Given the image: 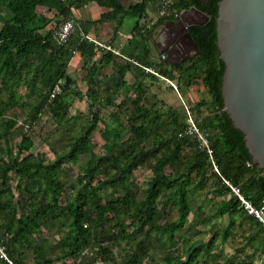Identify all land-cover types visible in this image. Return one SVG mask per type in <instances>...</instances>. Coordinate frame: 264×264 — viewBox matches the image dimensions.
<instances>
[{"label":"trees","instance_id":"obj_1","mask_svg":"<svg viewBox=\"0 0 264 264\" xmlns=\"http://www.w3.org/2000/svg\"><path fill=\"white\" fill-rule=\"evenodd\" d=\"M47 1L57 6L60 24L69 18L75 20L72 9L81 7L91 0ZM94 1L109 9L91 22L116 20L114 34L125 16L135 19L133 33L127 45L123 46L119 53L99 47L86 34L74 39L68 37L66 42L59 44L53 37L59 24L53 30L45 32L24 25L25 9L34 0H15L9 3L13 16L5 20L0 28V136L2 137H6L16 124L15 118H2L8 109L14 107H20L25 111V122L28 125L37 122L44 110H48L58 121H63L70 106L65 94L73 82V78L66 71L69 60L75 52L86 61L91 60L85 75L87 83L85 95L89 99L90 116L80 131L69 141L68 146L63 151L55 153L53 160L44 162L41 157L32 153L23 154L24 150L32 146L33 139L26 132H22L20 140L16 143L18 153L16 155L10 153L8 158H1L0 212L6 214V222L0 223V229L3 228L0 234L8 258L15 264H24L21 253L32 245L31 237L34 231L40 225L64 216L69 219L70 225V238L62 244L64 255L73 256L75 264H90L82 256L85 248L94 240L99 243V248L95 251L101 253L104 259L115 261L111 248L101 241L131 237L134 230H141L148 225L144 233H141L142 236L135 241L132 250L128 251L119 263L141 264L142 257L149 253L152 246L151 231L161 226L156 222L158 199L165 195L167 200L177 207L178 217L162 224L171 237L173 231L183 225L191 210L190 195L194 191L192 187H196L193 184L195 178H198L196 180L198 185L202 186L209 179V175L215 179L218 193L231 192L229 198H221L218 201L216 213L232 214L238 211L249 218L255 227L249 235V243L254 250L264 247V225L256 216L240 206V199L225 183V180H228L238 186L242 194L255 206H259L264 200L263 169L253 161L245 144L243 132L234 126L224 109L221 85L225 63L219 56L214 17L217 14L219 0L173 2L178 10L194 6L213 15L203 23L188 26L199 54L177 65H170L167 62L165 65L153 64L149 47L147 45L140 47V39L146 40L153 26L144 27L139 21L145 15L148 3L154 0H136L128 5L121 0ZM163 19L167 18L160 16L158 21ZM98 51H100L99 55H97ZM109 62L114 63L116 67L114 82L105 86L106 92L100 95L94 85H99L101 80H97L96 77L103 65ZM133 63L155 66L157 71L169 78H175L173 70H179L180 76L184 74L187 77V83H191L193 76L200 74L201 82L210 95L212 112L195 119L198 126L207 133L218 170L212 167L208 154L197 148L194 138L178 135V131L185 125L184 122L173 118V123L169 124L170 134L164 135L163 132L156 131L154 136L150 135L149 119H152L155 125L160 124L164 111L149 103L146 94L148 88L140 74H134L135 80L131 84L124 78ZM146 75L155 77L148 73ZM21 86L26 88V92L32 97L31 100L16 97ZM120 87L129 88L134 93L129 100L121 99L118 102V107L124 106L127 111L130 128L124 136L125 126L120 121H116V124L106 123L101 130L104 151L98 154L93 150L91 141L92 133L101 119L97 105L111 104L115 96L114 89ZM204 103L203 99L196 102V110H199ZM111 115L119 119V114L116 112H111ZM187 148L191 149V153L184 157L182 168H175L177 163L182 161ZM82 153L90 154L83 167L84 174L79 176L82 182L76 189L74 198L62 202L60 195L65 190V185L57 177L58 172L64 161H73ZM141 165L150 168L152 175L143 192L139 194L136 187L131 186L134 184L131 174ZM166 166L171 168L170 171L166 172ZM11 172L16 173L19 178H24L26 183L28 180H35L38 176H43L46 180L44 186H39L40 192L30 184L20 186L27 191L30 205L24 210L26 204H22V201L17 199V203H21L23 207L19 214H16V198L10 200L5 196L12 194L8 184ZM125 216L130 217V222H124ZM129 223L135 228L131 232L128 230ZM229 233V228L226 227L222 238L226 239ZM216 237L217 235L213 233L208 239L206 254H210ZM37 248L38 254L44 257V248L41 246ZM240 249L242 250L243 247ZM44 263L53 264L49 257L44 259ZM0 264L10 263L5 258H0ZM161 264L210 263L204 253L199 255V248L192 247L186 258L170 254L164 257ZM217 264L248 263L232 254ZM261 264H264V260Z\"/></svg>","mask_w":264,"mask_h":264},{"label":"rangeland","instance_id":"obj_2","mask_svg":"<svg viewBox=\"0 0 264 264\" xmlns=\"http://www.w3.org/2000/svg\"><path fill=\"white\" fill-rule=\"evenodd\" d=\"M7 1L9 4L15 0ZM134 1L136 0H122L125 5ZM174 1L176 0L150 1L147 5L145 15H143L139 21L144 27L153 26L150 36L146 40L140 39L141 48L144 45L149 47L153 64L159 63V55L161 56L162 54V47L160 44L163 38L162 30L170 29L165 25L164 19L158 21L161 16L160 11L164 10L165 14L168 16L170 10L175 7L173 5ZM164 5L166 8H162ZM57 12L58 8L53 2L47 0H34V2L25 9L23 24L35 27L43 32L53 30L61 21ZM11 15L13 16V13ZM106 31L108 32L101 36V43L96 42V44L105 49L111 46V48L115 50L119 47L122 39L126 40L128 36L131 37L133 33L132 31L128 36L117 35L116 37L112 35L113 30L111 27L107 28ZM86 32L87 30L84 29L81 24L76 23L69 38L74 39L78 36H83ZM110 39L113 40L111 41ZM114 39H116L117 42H114ZM99 53L100 51L97 52V55H99ZM186 60L189 59H185L184 61ZM184 61H181L180 64ZM90 63L91 60L86 61L77 52H75L69 60L66 71L73 78V82L65 94V97L70 101V106L63 121H58L48 110L42 111L38 121L31 125L25 122L26 113L20 107L8 109L4 113L2 118H15L16 124L10 129V133L6 137L0 136V161L1 158H8L10 153L13 155L18 153L16 143L20 140L22 132H26L33 139L32 146L28 150H24L23 154L32 153L35 156L41 157L44 162L53 160L55 153L63 151L68 146L69 141L80 131L81 127L90 116L89 99L85 95L87 89L85 79L86 68ZM146 67L141 64L133 63L131 70L127 71L124 78L131 84L135 80L134 74H140L148 88L146 94L149 103L164 111L163 120L160 124L155 125L154 121L149 119L148 129L150 130L151 136H154L156 131L163 132L164 135L170 134L171 127L169 124L173 123V118H176L179 122L185 123L187 109L195 123V118H200V116L212 112L210 95L201 82L200 74L199 76H193L191 83H187V77L184 74L180 76L179 70H173L175 78L167 77L169 79L167 80L164 78L166 76L160 73V71H157L155 66ZM115 68L114 63H106L97 75L96 78L97 80H101V83L94 86L96 90L99 91L100 95L106 92L105 86L113 84L116 73ZM147 73L155 77L146 75ZM177 76H180V78H177ZM171 82L174 85H172ZM114 92L115 96L111 104L100 103L97 105V110L101 115V119L98 121L92 133L91 141L93 150L98 154H102L104 151V139L101 137V130L106 123L116 124V121H120L125 126L123 130L124 136L127 135L130 128V123L127 121V111L124 109V106L118 107V102L121 99L129 100L130 96H134L133 90L120 87L119 89H114ZM16 97L19 99H32L26 92L24 86L18 89ZM201 99H203L205 103L200 106L199 110H196L195 104ZM111 112L119 114V119L117 120L114 118ZM190 153L191 149L187 148L182 157V161H177L178 163L176 162L177 165L175 168H182L184 157L188 156ZM89 157V153H82L79 154L75 160H66L62 163L61 169L57 175L65 185V190L60 195L62 202L74 198L76 189L82 182L79 176L84 174L83 167ZM170 169L169 166L165 167L166 172L170 171ZM151 175L152 170L147 166L141 165L135 168L131 174V179L134 183L131 184V186L134 188L136 187V191L141 194L147 186V181ZM53 176V173H51V177ZM196 180H198V178H195L193 182L196 187H192L194 191L190 195L191 210L188 217L181 227L173 231L171 237L168 232L164 230L162 224L166 221L175 220L178 217L177 207L167 200L165 195H162L158 199V216L156 222L161 224V226L151 231L152 246L149 253L142 257L141 264H161L164 261V257L170 254L180 255L182 258H186L192 247L199 248V255L204 253L209 259L210 264H217V262L224 260L232 254L236 255L238 259L241 258L248 264H261L264 260V247H259L254 250L249 243V235L255 230L249 218L241 215L238 211L232 214L229 212H225L224 214L216 213L218 201L221 198H229L231 192L225 191L218 193L216 191L215 179L210 175L209 179L206 180L202 186H199ZM45 182L46 180L43 176H38L35 180H28L26 183L24 178H19L16 173L11 172L8 184L12 189V194H7L5 196L10 200H15L16 198V214H19L23 210L22 204H26L24 210H27L30 205L27 191L24 188H20V186L23 184H30L34 189L40 192L41 189L39 186H44ZM1 198H4V196H1ZM17 199H20L22 204H18ZM5 216L6 214L4 212H0V223L4 224L6 222ZM124 222H130V217L125 216ZM128 225V230L130 232L135 229L134 225L130 223ZM147 226L148 225H145L141 230H134L131 237H119L115 240L101 241L102 244L111 248L115 261L104 259L101 253L95 251L96 248H99L97 240H94L90 246L85 248L82 258L87 260L90 264H119L126 253L132 250L135 241L142 236L141 233H144ZM226 227L229 228L230 233L226 239H223L222 234ZM111 229L113 228L111 227ZM2 231L3 228L0 229V232ZM213 233L216 234L217 237L214 240L210 254H206L207 241ZM31 238L32 245L21 253V260L24 264H45L44 259L48 257L52 260L53 264H75V258L73 256L64 255L65 252L62 245L66 239L70 238V225L67 217L62 216L59 219L49 221L47 224L40 225L34 231ZM0 246L5 250L1 234ZM37 246L44 248V257L38 254L39 249ZM242 247L243 249L241 250L240 248Z\"/></svg>","mask_w":264,"mask_h":264},{"label":"water","instance_id":"obj_3","mask_svg":"<svg viewBox=\"0 0 264 264\" xmlns=\"http://www.w3.org/2000/svg\"><path fill=\"white\" fill-rule=\"evenodd\" d=\"M212 17L192 6L167 22H177L179 32L183 31L182 39L176 38L177 34L170 36L161 50L170 65L199 54L183 21L189 26ZM214 17L219 56L225 63L221 85L224 109L243 132L252 159L264 176V0H219Z\"/></svg>","mask_w":264,"mask_h":264},{"label":"built area","instance_id":"obj_4","mask_svg":"<svg viewBox=\"0 0 264 264\" xmlns=\"http://www.w3.org/2000/svg\"><path fill=\"white\" fill-rule=\"evenodd\" d=\"M162 8H166V6L164 5V7H162ZM183 10L184 9L178 10L177 8L173 7L170 10L168 16L165 14L164 10H161L160 11L161 17L167 18V19H164L165 25L167 26L168 21L174 20L176 17H178L179 14ZM75 25H76V21L73 18H69V19L62 21L59 24L58 28L54 32L53 37L56 40V42H58L59 44L66 42L71 31L75 27ZM184 26L186 27V29H188V25L186 23H184ZM182 33H183V31H182ZM165 57H166V53L162 52L161 58L165 60ZM164 78L169 80L167 77H164ZM172 85H174V84L172 83ZM178 135L179 136L186 135V136H190V137L194 138L197 148L205 151L208 154L210 161H211V164H212V167L215 170H218L217 164H216L214 157H213L211 142L207 136V133L202 128H200L197 125V123H195V121H194L193 117L191 116L188 109H187V115H186V119H185V125L181 130L178 131ZM225 183L230 186L233 194H235L240 199V206L245 208L247 210V212H249L250 214L256 216L258 218V220L264 225V200L259 206H255L251 203V201L249 199H247L242 194V192L238 186L231 184V182H229L228 180H225ZM0 258H5L9 263L14 264L11 261V259L8 258L5 250L1 246H0Z\"/></svg>","mask_w":264,"mask_h":264},{"label":"crops","instance_id":"obj_5","mask_svg":"<svg viewBox=\"0 0 264 264\" xmlns=\"http://www.w3.org/2000/svg\"><path fill=\"white\" fill-rule=\"evenodd\" d=\"M108 9H109L108 7L99 4L94 0H91L83 4L81 7L73 8L72 12H73V16L76 22L81 24V26L87 30V32L85 33L86 36L97 43H101L100 42L102 38L101 36H103L106 32H108L106 31V29L109 27H111L113 30L112 35L116 37L117 35H120V36L130 35L135 26V19L131 16H125L123 18L122 23L118 27L117 32L115 34H114V28L117 24L116 20L113 19V20L103 21V22H91L92 20L99 18L101 13L107 11ZM11 14L12 12L10 11L8 1L0 0V28L2 27L5 20L11 18L12 16ZM128 39H129V36L126 40L122 39L119 47H117L116 50L114 48H111V46H109L108 49H111L114 53H119V50H121L123 46L127 45ZM115 41L117 42L116 39H114V42ZM160 57L161 56L159 55V60H158L159 63H161L162 65H165L166 64L165 62L169 63L167 60L165 61L164 59Z\"/></svg>","mask_w":264,"mask_h":264},{"label":"flooded vegetation","instance_id":"obj_6","mask_svg":"<svg viewBox=\"0 0 264 264\" xmlns=\"http://www.w3.org/2000/svg\"><path fill=\"white\" fill-rule=\"evenodd\" d=\"M122 1V0H121ZM170 29H171V31H170V29L169 30H162V42L160 43L161 44V47L162 48H164L165 46H166V41L165 40H168L169 38H170V36H174V33L176 32V28H175V26H173V25H171V26H169V25H167ZM165 31V32H164ZM175 31V32H174ZM177 38V37H176ZM179 40H180V38H179ZM184 41V40H183ZM172 50H176V48L175 47H173L172 48ZM179 56H180V54H179ZM174 59H178L177 57H175ZM185 60V59H184ZM184 60H182V61H184Z\"/></svg>","mask_w":264,"mask_h":264},{"label":"bare ground","instance_id":"obj_7","mask_svg":"<svg viewBox=\"0 0 264 264\" xmlns=\"http://www.w3.org/2000/svg\"><path fill=\"white\" fill-rule=\"evenodd\" d=\"M183 23H186V21H183ZM182 23V24H183ZM169 26H171V25H173V26H175V28H176V32L174 33V35L175 34H177L178 36H177V38H180V39H182L183 37H182V31L181 32H179V27H178V23L177 22H175V23H170V24H168ZM166 28H168V27H166ZM165 32V31H164Z\"/></svg>","mask_w":264,"mask_h":264}]
</instances>
